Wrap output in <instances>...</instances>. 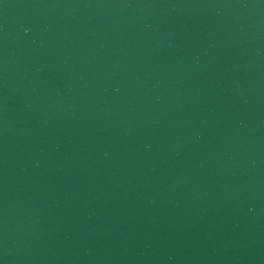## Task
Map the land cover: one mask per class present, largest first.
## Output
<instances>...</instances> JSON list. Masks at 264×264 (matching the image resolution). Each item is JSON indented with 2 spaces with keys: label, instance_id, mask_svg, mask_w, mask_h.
<instances>
[{
  "label": "water",
  "instance_id": "obj_1",
  "mask_svg": "<svg viewBox=\"0 0 264 264\" xmlns=\"http://www.w3.org/2000/svg\"><path fill=\"white\" fill-rule=\"evenodd\" d=\"M0 264H264V0H0Z\"/></svg>",
  "mask_w": 264,
  "mask_h": 264
}]
</instances>
